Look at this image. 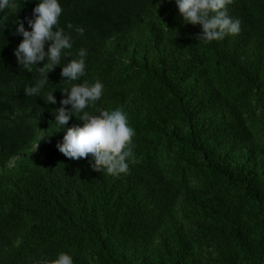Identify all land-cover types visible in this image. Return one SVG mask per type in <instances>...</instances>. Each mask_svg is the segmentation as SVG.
<instances>
[{"label":"trees","instance_id":"16d2710c","mask_svg":"<svg viewBox=\"0 0 264 264\" xmlns=\"http://www.w3.org/2000/svg\"><path fill=\"white\" fill-rule=\"evenodd\" d=\"M36 2L0 14V264H264V0H234L241 31L211 43L174 0H60L89 53L78 83L104 85L87 111L121 108L135 130L119 176L58 150L61 67L57 104L24 94L37 73L17 64L15 22Z\"/></svg>","mask_w":264,"mask_h":264},{"label":"clouds","instance_id":"9594fccd","mask_svg":"<svg viewBox=\"0 0 264 264\" xmlns=\"http://www.w3.org/2000/svg\"><path fill=\"white\" fill-rule=\"evenodd\" d=\"M174 3L184 24L200 26L201 32L197 36L200 41H221L241 31V21L229 14V6L234 0H174ZM20 9V0H0V14L8 10L17 17ZM62 12L60 0H38L31 17L24 20L16 18L14 35L22 36L23 39L13 54L23 69L37 73L35 83L26 86L24 94L28 97H43L48 105L57 104L54 96L56 91L45 89L50 83L48 74L61 67V81L68 87L60 90L64 98L59 101L60 107L53 111L54 124L60 130L66 129L62 142L57 145L58 150L74 161H89L91 171L112 176L127 174L130 164L137 162L133 152L135 130L129 125L128 117L121 108L111 111L97 109L98 115L87 111L95 108L102 99L104 85L99 80L90 83L84 79L78 83L86 76L89 53L83 47L73 51L75 38L72 31H65L60 26ZM6 20L7 15H0V26H4ZM67 28L74 30L76 37L84 35L83 27L68 24ZM73 117L81 121L82 126L68 127ZM43 264L49 262L44 261ZM50 264L74 262L66 253H59Z\"/></svg>","mask_w":264,"mask_h":264}]
</instances>
